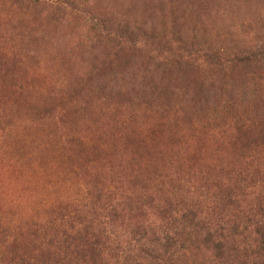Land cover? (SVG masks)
Returning a JSON list of instances; mask_svg holds the SVG:
<instances>
[{
    "label": "rangeland",
    "instance_id": "1",
    "mask_svg": "<svg viewBox=\"0 0 264 264\" xmlns=\"http://www.w3.org/2000/svg\"><path fill=\"white\" fill-rule=\"evenodd\" d=\"M263 53L264 0H0V264H52L71 216L110 264L216 186L249 213Z\"/></svg>",
    "mask_w": 264,
    "mask_h": 264
},
{
    "label": "trees",
    "instance_id": "2",
    "mask_svg": "<svg viewBox=\"0 0 264 264\" xmlns=\"http://www.w3.org/2000/svg\"><path fill=\"white\" fill-rule=\"evenodd\" d=\"M263 56L264 53L258 57ZM253 173L259 193L246 215L235 211L236 196L229 187L216 186L205 200L201 193L188 202L182 198L174 203L178 209L168 214L170 232L130 231L127 243H112L114 256L110 264H264V174ZM115 208L117 205L109 208L112 217ZM164 212L167 213L166 208L160 213ZM57 213L63 217L62 210ZM86 221L80 230L81 223L73 222L72 216L66 229L57 230L49 223L54 232L46 239L47 246H59L62 254L52 264H82L85 257L90 264L98 263L108 235L103 227L93 233L94 220ZM13 264L24 262L17 260Z\"/></svg>",
    "mask_w": 264,
    "mask_h": 264
}]
</instances>
